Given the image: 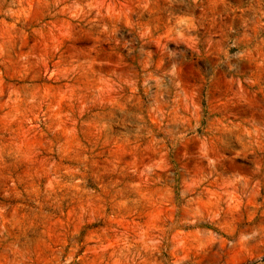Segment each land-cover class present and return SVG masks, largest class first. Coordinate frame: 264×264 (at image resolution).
Here are the masks:
<instances>
[{
    "label": "rangeland",
    "instance_id": "rangeland-1",
    "mask_svg": "<svg viewBox=\"0 0 264 264\" xmlns=\"http://www.w3.org/2000/svg\"><path fill=\"white\" fill-rule=\"evenodd\" d=\"M0 264H264V0H0Z\"/></svg>",
    "mask_w": 264,
    "mask_h": 264
}]
</instances>
